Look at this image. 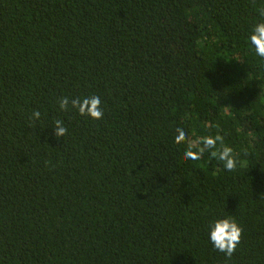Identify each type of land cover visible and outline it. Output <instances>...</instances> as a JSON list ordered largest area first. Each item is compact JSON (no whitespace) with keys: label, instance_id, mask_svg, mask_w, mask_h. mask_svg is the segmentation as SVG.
<instances>
[{"label":"trees","instance_id":"trees-1","mask_svg":"<svg viewBox=\"0 0 264 264\" xmlns=\"http://www.w3.org/2000/svg\"><path fill=\"white\" fill-rule=\"evenodd\" d=\"M261 12L264 0H0V264H264V58L246 38ZM85 94L102 120L59 110ZM205 135L236 169L207 149L185 158ZM227 212L242 228L230 257L205 231Z\"/></svg>","mask_w":264,"mask_h":264},{"label":"clouds","instance_id":"clouds-1","mask_svg":"<svg viewBox=\"0 0 264 264\" xmlns=\"http://www.w3.org/2000/svg\"><path fill=\"white\" fill-rule=\"evenodd\" d=\"M261 15L264 16V12H261ZM246 38L256 56L264 58V20L257 21L247 33ZM57 103L60 111H75L78 115L93 121H100L104 118L103 102L101 97L96 94H85L71 99L64 96ZM40 117L41 113L34 111L31 118L38 121ZM49 129L53 130L57 140H63L68 134V128L63 120H55ZM189 134V129L178 126L174 130L173 142L180 145L181 142L186 141ZM221 140L220 135L199 137L198 142L202 143L203 147L199 151H193L191 147H186L184 156L186 159L196 160L207 149L209 155L221 163L225 171L231 172L238 167L239 160L231 147L221 145L220 148H217V143ZM205 231L208 243L229 257L235 252L242 235V228L229 212L211 218L206 224Z\"/></svg>","mask_w":264,"mask_h":264}]
</instances>
